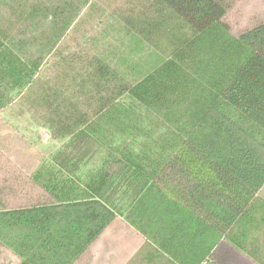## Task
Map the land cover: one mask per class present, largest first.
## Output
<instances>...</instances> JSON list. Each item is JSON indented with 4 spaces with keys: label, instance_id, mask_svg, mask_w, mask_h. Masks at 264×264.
Returning a JSON list of instances; mask_svg holds the SVG:
<instances>
[{
    "label": "trees",
    "instance_id": "16d2710c",
    "mask_svg": "<svg viewBox=\"0 0 264 264\" xmlns=\"http://www.w3.org/2000/svg\"><path fill=\"white\" fill-rule=\"evenodd\" d=\"M239 3L0 0V112L59 144L32 172L0 150V264H264V15L235 31Z\"/></svg>",
    "mask_w": 264,
    "mask_h": 264
},
{
    "label": "rangeland",
    "instance_id": "374dc122",
    "mask_svg": "<svg viewBox=\"0 0 264 264\" xmlns=\"http://www.w3.org/2000/svg\"><path fill=\"white\" fill-rule=\"evenodd\" d=\"M264 15V0H240L230 23L235 31L250 21V16ZM15 106L0 112V150L10 161L26 172H32L59 144L44 129L35 127L27 115L14 114ZM264 202V186L259 192Z\"/></svg>",
    "mask_w": 264,
    "mask_h": 264
},
{
    "label": "crops",
    "instance_id": "0c3cea01",
    "mask_svg": "<svg viewBox=\"0 0 264 264\" xmlns=\"http://www.w3.org/2000/svg\"><path fill=\"white\" fill-rule=\"evenodd\" d=\"M138 242H140L139 239H137ZM101 250V249H100ZM97 252H99V249H96V255L98 254ZM98 260V259H97ZM92 264H99L98 261L95 260V262H92Z\"/></svg>",
    "mask_w": 264,
    "mask_h": 264
}]
</instances>
